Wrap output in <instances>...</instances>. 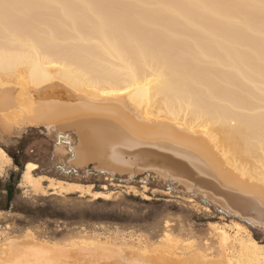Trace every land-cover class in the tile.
I'll return each instance as SVG.
<instances>
[{
    "label": "bare ground",
    "instance_id": "bare-ground-1",
    "mask_svg": "<svg viewBox=\"0 0 264 264\" xmlns=\"http://www.w3.org/2000/svg\"><path fill=\"white\" fill-rule=\"evenodd\" d=\"M260 2L0 0L12 5L0 8L1 124H45L64 174H142L143 186L152 177L231 218L211 228L217 261L194 252L181 264H264V244L248 229L264 232L253 210L264 194ZM37 166L25 163L20 185H34ZM7 241L2 263L35 259V247L18 259Z\"/></svg>",
    "mask_w": 264,
    "mask_h": 264
},
{
    "label": "rangeland",
    "instance_id": "rangeland-1",
    "mask_svg": "<svg viewBox=\"0 0 264 264\" xmlns=\"http://www.w3.org/2000/svg\"><path fill=\"white\" fill-rule=\"evenodd\" d=\"M1 122L0 132L15 129L18 133L11 131L13 140L0 134V147L15 156V162L12 159L0 176V208L11 211L0 212V250L3 242L13 238L18 259L24 250L37 249L35 259L28 262L31 264L34 260L37 264L39 256L38 264H133L134 257L136 262L142 258L138 264H156L162 257L171 262L157 260L158 264H181L195 253L218 260L220 248L211 230L231 218L212 205L188 201L152 177L143 186L142 174L129 180L126 176L100 178L90 169L87 173L80 169L77 174H64L54 164L53 139L45 132V124L28 123L8 131ZM27 161L38 166L32 171L34 185L23 186L19 182ZM248 229L264 244L262 230ZM28 234L34 245L28 243ZM232 249L236 251V245ZM46 250L50 257L55 253L53 260L42 256ZM15 260L11 261L25 262Z\"/></svg>",
    "mask_w": 264,
    "mask_h": 264
},
{
    "label": "snow or ice",
    "instance_id": "snow-or-ice-1",
    "mask_svg": "<svg viewBox=\"0 0 264 264\" xmlns=\"http://www.w3.org/2000/svg\"><path fill=\"white\" fill-rule=\"evenodd\" d=\"M260 8L264 9V0H261L260 2ZM12 7L10 4H2L0 3V8H9ZM5 165L11 166V161L8 159L7 155L3 152L2 149H0V176L4 175V167ZM34 167V165L29 164L28 168L31 169ZM253 210L258 211L259 217L261 220V227H264V194L261 196L260 205L258 208H255L253 206ZM250 223H254V221L250 220Z\"/></svg>",
    "mask_w": 264,
    "mask_h": 264
},
{
    "label": "crops",
    "instance_id": "crops-1",
    "mask_svg": "<svg viewBox=\"0 0 264 264\" xmlns=\"http://www.w3.org/2000/svg\"><path fill=\"white\" fill-rule=\"evenodd\" d=\"M24 167H25V164H24ZM24 167H23V170H24ZM14 170H15V169H13L12 171L9 172L8 178L12 177V172H14ZM23 170H22V171H23ZM21 174H22V172H21ZM19 184H20V182H19ZM4 194H6V191H4ZM9 209H10V208H9ZM1 210L11 212V211H9V210H7V209H5V208H0V212H1Z\"/></svg>",
    "mask_w": 264,
    "mask_h": 264
},
{
    "label": "trees",
    "instance_id": "trees-1",
    "mask_svg": "<svg viewBox=\"0 0 264 264\" xmlns=\"http://www.w3.org/2000/svg\"><path fill=\"white\" fill-rule=\"evenodd\" d=\"M7 153H8V155L14 160V162H15V156L13 155V154H11L10 152H8V151H6ZM8 196H9V193H8ZM254 239H256V240H258V238L255 236V238ZM261 243V242H260Z\"/></svg>",
    "mask_w": 264,
    "mask_h": 264
},
{
    "label": "water",
    "instance_id": "water-1",
    "mask_svg": "<svg viewBox=\"0 0 264 264\" xmlns=\"http://www.w3.org/2000/svg\"><path fill=\"white\" fill-rule=\"evenodd\" d=\"M15 134H16V133H15ZM8 139L13 140L11 137H9ZM251 227H255V226H251ZM255 228L260 229L259 227H255Z\"/></svg>",
    "mask_w": 264,
    "mask_h": 264
}]
</instances>
